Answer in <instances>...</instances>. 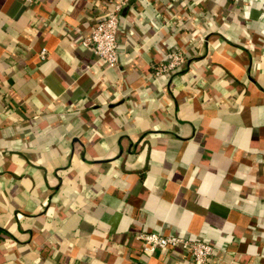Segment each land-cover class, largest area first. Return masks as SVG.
I'll use <instances>...</instances> for the list:
<instances>
[{"label": "crops", "instance_id": "0c3cea01", "mask_svg": "<svg viewBox=\"0 0 264 264\" xmlns=\"http://www.w3.org/2000/svg\"><path fill=\"white\" fill-rule=\"evenodd\" d=\"M110 8L0 0V264H196L154 231L264 264V0H129L115 67Z\"/></svg>", "mask_w": 264, "mask_h": 264}, {"label": "built area", "instance_id": "2783aa9c", "mask_svg": "<svg viewBox=\"0 0 264 264\" xmlns=\"http://www.w3.org/2000/svg\"><path fill=\"white\" fill-rule=\"evenodd\" d=\"M32 1V0H26ZM129 0H110L111 8L105 16L83 37L84 46L90 47L96 62L106 67H115L119 61L120 14ZM47 56V50L41 51V57ZM186 62L183 51H173L171 57L159 62L154 68V75L160 77L180 71ZM142 243V251L149 255L176 248H182L196 264H212L215 247L200 239H190L174 234L142 232L136 235Z\"/></svg>", "mask_w": 264, "mask_h": 264}]
</instances>
